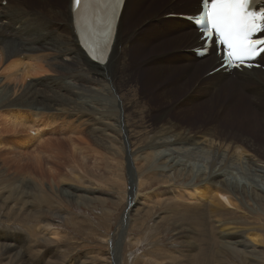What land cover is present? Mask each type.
<instances>
[{
  "label": "bare ground",
  "instance_id": "bare-ground-1",
  "mask_svg": "<svg viewBox=\"0 0 264 264\" xmlns=\"http://www.w3.org/2000/svg\"><path fill=\"white\" fill-rule=\"evenodd\" d=\"M4 1L7 2L5 6L3 3ZM32 1L37 3L40 10L32 11L28 9L27 4L29 3L27 0H22V6L18 9L11 7L9 0H0L2 3L0 4V107L6 106L7 104L10 105L12 104L11 102L18 100L20 102L23 101V103L25 102L26 106L32 109L29 114L31 115V119H29V115L25 117L17 116V118L9 117L12 118L11 123L14 124V126L15 123L21 126L27 124L30 127L31 124L37 121L38 117L43 115L44 112L49 111L53 119L60 121L61 130L65 132L62 133L63 135L68 133L70 134L68 137L71 141L79 139L80 143H86V148L81 151L85 161L84 167L86 169L79 170L73 165L67 167L72 177L76 179L75 182L78 180L86 184L88 182L86 178L89 176V172H91L89 168L96 171L101 170L102 162L105 158L101 149L104 150V153L106 151V153H111L110 155L114 157H118L119 150L122 151L123 149L130 162L138 164V161H141L146 164V173H148L146 178H144V175L140 174L136 167L133 171L128 167V173L132 174L130 178L128 176V179H126L127 177L125 175V179L130 183L128 190V207L122 217V230L120 236L116 239L115 237L112 238L110 242L112 250L107 254H115L120 248L119 244L125 241V229L130 223V216L133 213L145 209L153 211L154 206L162 202H165V204L169 202L167 211H173L172 213H175V221L187 223V225H191V227L208 225L216 229L220 234L219 236L217 235L216 239L218 238L217 240L220 241L219 245L222 247L221 250H232L248 264H264V234H261L260 231L263 229L262 231L264 232V222L261 220L262 217H259L262 215L264 218V181L260 179H264V151H259L246 139H239L234 136H222L219 134L220 132L218 133V129L216 128H207L203 130L198 126L196 128L183 126L175 122L170 115H168L173 114L179 119L196 117L206 119L212 117L216 118L218 111L216 110L217 112H214L213 103L216 104L217 101L222 100L223 97L224 100H231V104L222 116L218 117V114L217 117H222L221 120L228 124V126H239V128L244 127L246 129H251L254 131L253 134H255L256 137L260 136L261 140H264V136H261L262 133H264V111L262 110V107L264 108V67L260 69L254 68L252 70L245 69L243 71L235 70L228 72L224 68L217 70L222 65V61L221 57L216 54L215 47L211 49L209 54L201 58L196 55L195 48H203L204 46V41L201 40L202 34L198 32V29L192 22L183 19V16L197 15L201 11L202 0H199L198 10L177 13L176 11H169L163 14H160V10L165 5L157 6L155 3L158 2L159 5H161L162 0H139L138 2L134 0L135 8L139 12H137L139 14L138 16L135 13L136 17L140 18L145 14L148 16V19H144L141 26L137 28V32L142 33L138 36V39H145V42L144 44L140 43L142 44L141 46L135 44V48H138L136 51H140L141 49L145 51V49L149 47L152 52L151 59L154 60L156 59L154 57L158 54L156 53L157 50L163 49L169 45L168 43H177V45L170 48L168 52L160 53L163 57L161 56L152 63H148L147 69L150 73V80L154 79L153 77L161 75L162 70H166L164 67L171 63L174 64L176 69L193 74L189 79V83L192 82L191 93L187 92V94L183 96L184 92L182 94L183 97H178V99L171 98L170 84L163 89L156 87V91L152 93V98L163 101L166 99V101L171 103L168 109L164 111L165 113L163 112L161 117L156 118L157 120L153 124L149 123L150 125H148V128L144 127L139 129L140 125H135V123L141 119V111L143 110H141L140 107L138 115L127 111V108L132 106V101L134 102V99L129 94L132 92L137 94L135 91L137 92L138 90L131 84L122 87L120 81L121 78L124 80V77L118 79L114 75V67L124 68L128 64L125 52L131 47V44L128 41L129 39L125 40L126 38L123 37L121 28L123 17L127 10L126 5L130 3V0H126L120 16L119 10H116V18L112 22L113 35L111 40L108 41L109 49L104 54L103 59L106 61L104 63L100 62L99 58H92L93 55H96L92 49L97 47V45L102 46L104 37L100 33L96 35L91 34L90 30L84 26L82 19L84 15L83 8L81 9V20L78 26L77 17L72 7V0H61L65 3V8L55 3V0ZM182 1L183 0H168V4L166 5L170 9H182L184 7L179 6ZM257 2H262L259 8L264 6V0H257ZM150 8L157 9L151 10ZM150 13L151 15H149ZM52 20L57 21L56 25H62L63 30L59 31L57 34H53V31L49 27H43L42 23L53 24ZM154 22H158L165 26L167 28L166 35H173L170 37L172 39L168 38L162 44L158 42L154 43V39H162H159L162 29L155 26ZM176 24L182 25V28L176 26ZM162 36H164L163 33ZM186 38L187 41L183 43ZM146 40H149V42H146ZM152 44L154 45L153 47H151ZM167 53H170V55ZM263 57L264 53L261 54L260 59ZM55 63H57V67H54ZM204 67L205 69L207 68V71L210 69L206 78H203V76L207 71L201 72ZM200 72L201 74H199ZM29 75L32 76V79H36L40 75L45 76V78L52 76L53 80L51 82L46 81V84H50V91L49 89L42 90L40 86L43 84V81L33 82L31 80L32 82L23 83V81L29 80L26 78ZM195 75L198 76L195 78ZM235 76L239 77V82L242 83L243 86L245 84L250 86V84L258 81L259 88L253 95L254 99L258 102L257 108L251 109L249 104L252 101H250L245 94L235 93L234 89H232L234 85L237 84V82L233 81ZM159 78H161V76ZM197 82L201 84L193 90L192 88ZM215 82H217L215 87L219 89V92H217L215 96H205L215 87H205L203 84ZM154 83L149 86H152ZM159 83L156 84L161 86ZM53 85L56 88L52 89L51 86ZM19 88L20 91L18 92L20 93L18 94L15 89ZM46 88H48V86H46ZM181 90L183 92V88ZM151 91H153L152 88ZM37 94H40V96L38 97ZM187 96H189L190 99H194L192 102L194 106L189 109H181L180 107L186 103L184 99ZM172 100H174V102H172ZM158 109L159 108H157V110ZM236 111L241 112L236 114ZM242 113L248 117L253 116V118L247 119ZM227 116H235L236 119L231 117L227 118ZM38 132H40V130H38ZM38 132L33 131L32 134H38ZM59 133H61V131ZM86 134L90 138L85 141L81 137ZM31 139H33V137ZM33 140H35V138ZM48 141H46V143H49ZM15 142L16 141L8 142V146L5 144L6 149H4L3 147H5V145L0 139V155L5 153H16L17 149L20 148V144H16L13 147ZM24 143L27 144L30 143V141L26 139ZM58 143L61 142L58 141ZM21 147L23 148V146ZM58 158L60 159L61 157ZM105 160L108 159L105 158ZM116 160H111V162L114 163ZM117 165L115 167L119 168ZM232 170L240 173L241 178L234 176L229 177V174L233 173ZM114 173L117 174L115 171ZM72 177H68L69 180H62L60 184L55 182L46 184L40 179H35L25 174L6 176V170L3 164L0 163V222L11 223L13 220L18 219H16V217H19V219L21 217L23 219L28 218L31 222L32 220H38L42 222V227H39L36 232L32 231L34 236L32 240L35 241L37 237L45 243L47 242L48 244L55 245L59 238H61L62 231L55 227L57 224L54 225L53 218L47 215L51 214V216L67 219L71 213H69L64 203L68 204V202H75L81 205H90L92 201H98L102 196L99 194L100 192L91 190L94 188L91 187L92 185L79 186L78 184H74V182H70L74 180ZM179 177L184 180L188 179V182L186 183L182 180L186 184L176 191L179 193L178 197L173 194L174 196L171 200L170 197L164 198L165 194L163 193L156 196L151 194V192L148 194H142L140 192L145 185L154 181V179L159 181L162 184L161 186L170 185L171 187ZM110 178H112V176ZM115 180L117 183V181L119 182L121 179L115 177ZM121 181L120 184L122 183ZM101 183L105 185L104 181L100 182V186L97 185L96 187L99 189L103 187ZM110 185L111 187L113 186V184ZM106 186H109V184H106ZM203 188L205 189L204 191ZM128 196H126V198ZM174 197L177 198L174 199ZM224 201L230 204L231 207L236 206L235 208L244 210V215L248 214L249 216L243 217L241 215L240 218L234 220L223 218L224 216H228L225 210H223L227 209L223 203ZM252 204L260 207L261 212L257 213L258 211L256 212L251 207ZM99 206L96 205V207ZM87 208L89 207L87 206ZM111 210L114 211L113 209ZM227 210L228 212H233L229 209ZM222 211H224V216L221 213ZM236 211L233 212L234 215ZM2 213L4 214L2 215ZM112 213L111 215H113ZM166 213L169 214L170 212ZM67 220H69V218ZM168 220L171 221L172 218ZM170 223L172 226V222ZM174 226H177V224ZM86 228L88 229V226ZM182 228L180 230H182ZM214 229H212L213 233ZM241 232H243V234ZM42 241L40 242L42 243ZM31 242L32 241H30V243ZM203 242L205 243V241ZM4 243L6 244L7 242ZM7 246H9L7 247L8 249L2 254L4 258H7V262H9L12 255L21 253L19 256L22 257L26 254L24 251L26 247L22 249L24 246L21 243H9ZM2 247L1 245L0 250H2ZM31 249L30 247L28 248V250ZM38 251L40 250L38 249ZM200 252L199 255L201 257L202 252ZM196 257H198V255H196ZM110 258L112 259L111 263L106 261V263L104 262L102 264H118L115 255ZM226 258L228 259L229 257ZM24 259L27 260L26 257ZM222 259L223 258L220 260L222 261ZM195 260L197 259L195 258ZM48 262L46 261V264H48ZM30 263L33 264L31 259ZM49 264H51V262H49Z\"/></svg>",
  "mask_w": 264,
  "mask_h": 264
},
{
  "label": "rangeland",
  "instance_id": "rangeland-1",
  "mask_svg": "<svg viewBox=\"0 0 264 264\" xmlns=\"http://www.w3.org/2000/svg\"><path fill=\"white\" fill-rule=\"evenodd\" d=\"M9 1H10V6L17 8V9L19 7H21L22 6L21 3H23L22 0H9ZM27 1L29 3V4H27L28 9H30L32 11L40 10L39 9L40 7H38L36 2H34L32 0H27ZM138 1L139 0H137V2ZM167 1L168 0H162L161 5H159L158 2H155L157 6L165 5L160 10L161 11L160 14H163V13L169 12V11H171V12L176 11V13H177V12H192L194 10H198L199 0H183L179 5L181 7H184L182 9L181 8L170 9L166 5V4H168ZM3 3L5 6L7 2L4 1ZM55 3H57L58 5H62V8L66 7L65 3H63L61 0H55ZM0 4H2V3L0 2ZM126 8H127V10L125 11V14L123 17L121 32H122L123 37L126 38L125 40L129 39L128 41L131 44V47H129V49L125 52V55H126L127 60H128L127 61L128 64L124 68H119L117 66L114 67V75L118 79L120 77H124V80L121 78V81H120V85L122 87L131 84L137 88L138 91L137 92L135 91V93H137V94H134L133 92L131 94H129L134 99V102L132 101L133 104H132V106L127 108V111L133 112V113L138 115L139 109L141 107V110H143V111H141L142 117H141V119H139L137 121V123H135V125L139 124L140 125L139 129L144 128V127L148 128V125H150L149 123L153 124L157 120L156 118L161 117L163 112L166 109H168V106L171 103L169 101H166V99H164V101H163V100L152 98V95H153L152 93H154L156 91V87L163 89L170 84V88H171L170 89V96H171V98L178 99V97L180 98L184 92L185 93L183 96H185L187 94V92L191 91L192 82L189 83V79H190L191 75H193V74L185 72V71H180L174 67V64L171 63L168 66L164 67V68H166V70H162L161 75H159L158 77H153L154 79L150 80V73L147 69L148 63H152L154 60L161 57L162 55H160V53L168 52L170 50V48L175 47L177 45V43H168L169 45H167L163 49L157 50L156 53H158V54H157V56L154 57V58H156L154 60L151 59V53L152 52H151V49L149 47H147L145 49L146 52L144 51V49H141L140 51H136V50H138V48H135V46L136 45L141 46L145 42V39H143V40H142V38L138 39V36L141 35L142 33L137 32V28L139 26H141L144 19H148V16H147V14H145L144 16H142L140 18L136 17V14L138 16L139 12L135 8L134 0H130V3H127V5H126ZM155 9H157V8H153L151 10H155ZM149 15H151V13ZM52 22H53V24L42 23L43 27H49L53 31V34H55V33L57 34L59 31L63 30L62 25H56L57 21L52 20ZM134 23H135V25H134ZM154 24H155V26L162 29V33L164 35V36H162V33H161L159 39H161V38L162 39L161 40H155L154 39L153 40L154 43L158 42V43L162 44L168 38L173 36L171 34L166 35L167 28L165 26L159 24L158 22H154ZM176 26L182 28V25L176 24ZM134 28H135V30H134ZM131 31H133V32H131ZM125 34L127 35V37ZM170 39H172V38H170ZM186 41H187V38L183 41V43H185ZM146 42H149V40L148 41L146 40ZM140 43H142V44H140ZM171 44H173V45H171ZM153 46L154 45L152 44L151 47H153ZM167 54L170 55V53H167ZM128 55L130 56V58ZM149 55H150V57H149ZM142 62H143V65H142ZM259 62H261V64L264 67V57L262 59H260ZM54 67H57V63H55ZM204 69H205V67L201 70L202 73L204 71H207V68L205 70ZM209 71H210V69L206 72V74L203 76V78H206L208 76L207 74ZM201 72L199 74H201ZM24 75H26V74H24ZM198 75H195V78ZM160 76H161V78H159ZM48 77L45 78V76L40 75L36 79H34V78L32 79V76L29 75L26 78H28L30 81L29 80L23 81V83L32 82V81L33 82L43 81V84L40 87L42 88V90H48L50 88L49 87L50 84H46V81L51 82L53 80L52 76H48ZM233 81L237 82V84L234 85V87L232 88V89H234L235 93L245 94L249 98V100L252 101L249 104L250 105L249 107H251V109L257 108L258 102H257V100L254 99L253 95H254V92H256L259 88L258 81L254 82L253 84H250V86H248L246 84L243 86L242 83L239 82V77H237V76L234 77ZM154 82H156L157 84L159 83V85H161V86H158ZM165 82H167L168 84ZM217 82L208 83V84L205 83L203 85L205 87L208 86V87L214 88L215 84H217ZM152 83H154V84L152 86H149ZM200 84L201 83H199V82L195 83L192 89L195 90V87H198ZM43 86H45V87H43ZM46 86H48V88H46ZM205 87H203V88H205ZM51 88L54 89L56 87H54V85H53V86H51ZM151 88L153 91H151ZM182 88H183V92L181 90ZM15 90L18 92V91H20V88L15 89ZM49 91H50V89H49ZM217 92H219V89L215 87L211 92H208L205 96H208V97L215 96V94ZM19 93L20 92H18V94ZM37 95H38V97L40 96V94H37ZM133 95H135V96H133ZM184 100H186V103L180 107L181 109H187V108L189 109V108H192L194 106L192 104L194 99H190L189 96H187ZM172 102H174V100H172ZM11 103H12V104H10L11 106L9 104H7L6 106L4 105V106L0 107V108H2V109H0V112H1V114H0V139H1V141H3L4 145L5 144L7 145L8 142L16 141L15 144H13V147L16 144L17 145L20 144L19 145L20 148L17 149V151L15 150L16 153H5L3 155H0V163L3 164L4 169L6 170V176H18V175H24L25 174V175L32 176L35 179H40L46 184H50L52 182L60 184V182L62 180H69L68 177L69 178L72 177V174L69 172V170L67 168L69 165H73L75 168H77L79 170L86 169L84 167L85 161H84L82 154H81V151L86 148V145H87L86 143H82V142L80 143L79 139L71 141L70 138L68 137V136H70V134H68V133H66L67 135L66 134L63 135L62 133H65V132L61 130L62 127L60 125V121H58L57 119L56 120L53 119L52 115L49 111L44 112L43 115L38 117L37 121H35L34 124H31L30 127L27 124H24L21 126V125H16V123L14 126V124L11 123L12 118H9V117H13V118H17V116L18 117H25V116L30 114L32 109L30 107H27L25 102L23 103V101L20 102L18 100H15L14 102H11ZM230 104H231V100H224V98L222 97V100L217 101L216 104L213 103V105L215 106V108L213 106L214 112L218 111L217 113L219 115L218 114L217 115H218V117H220L224 114V112L227 110V108L230 107ZM261 107H260V109H261ZM157 108H159V109L157 110ZM262 110L264 111L263 107H262ZM240 112L241 111H236V114H239ZM168 115H170V117L175 122H177L178 124H181L183 126H188V127H193V128H196L198 126L203 130L207 129V128L208 129L216 128V129H218V133L220 132L219 134L222 136H227V137H233L234 136V137L239 138V139H246L249 143L254 145L259 151H262V152L264 151V140H261L260 136L256 137V135L253 134L254 131H252L251 129H246L244 127H240L241 128L240 129L239 126H237V127L231 126V125L228 126V124H226L223 120H221L222 117L218 118L217 115H216V118L212 117L210 119H206V118L196 117V118H189L190 120L189 119H179L178 117H176L173 114H168ZM165 116L168 117L167 115H165ZM30 117H31V115H29V119H31ZM229 117L236 119L235 116H227V118H229ZM244 117L247 119L253 118V116L248 117L246 115H244ZM258 117H259V114H258ZM5 120H6V122H5ZM200 124H202V125H200ZM242 128H243V130H242ZM38 130H40V132H38ZM59 130L61 131V133H59L60 132ZM248 130H249V132H248ZM32 131H37L38 134H32L31 133ZM56 133L57 134L59 133L58 135L61 134L63 136H61V135L58 136ZM86 135H84L85 137L84 136L81 137L85 141L90 138L88 135L87 136ZM17 136H20V137H17ZM261 136H264V133H262ZM32 137H33V139L35 138V140L31 139ZM26 139L29 140L30 143L25 144L24 142L26 141ZM48 140H50V141H48ZM17 141H20V142H17ZM46 141H48L49 143H46ZM58 141H60L61 143H58ZM6 145H5V147H3L4 149H6ZM21 146H23V148ZM39 149H40V151H39ZM102 151H103L102 154H104V157L106 159L110 160V158L112 156V155H110L111 153L108 154V153H106V151L104 153V150L101 149V152ZM119 151L120 152L118 154V157L115 156L117 158H115L114 156H112V158L114 157L113 159L111 158V160H114V161L116 159L119 160V161L116 160L118 165L116 162L113 161L115 163V165H114V163H112L111 160L108 161V160H105V158H104V160H103L104 163L102 162V166H101L100 171H98V170L96 171L94 169L91 170V168H89V171H91V172H89L90 177L88 176L86 178V179H88V182L86 184L82 183L78 180H77V182H79V183H77V182H75L76 179L74 177H72V178H74V180H71L70 182H74V184H78L79 186H81V185H88V186L92 185L91 187H94V188L91 190L100 192L99 194L102 196H101V199H99L100 201L99 200L98 201H92V203H90V205L89 204L81 205L79 203H75L72 201H71L72 203H70V202H68V204L64 203L66 208H68L67 210L69 211V213H71L72 215L74 214L73 216L70 214V216L67 217V219L69 218L70 221L65 219V218H62V217L51 216V214L47 215L50 218H53L54 225L57 224L55 227L63 232V233L61 232V238H59L58 242L55 245L53 244L55 247L52 244H48L47 242L46 243L43 242L41 239H38L37 237L35 238V241L32 240L34 238L32 233L36 232V230H38L39 227L40 228L42 227V224H41L42 222H40L38 220L37 221L32 220V222H31V220H29L28 218L23 219L21 217L19 219V217H16V219L18 218L19 220L18 219L13 220L11 223H8V222L1 223L0 222V244L2 243L1 245L3 246L2 250H0V264H5V263H7V264H31L30 259H31V262L33 264H46V261L51 262V264H83V263H85V264H88V263L102 264L104 262L106 263V261L111 263L112 259L110 257L114 256V255H115V258L117 259L118 264H216L217 262H218L217 264H219V263L220 264H222V263L223 264H244V263H246L242 258L238 257V255H236L232 250H230V249H227V250L222 249L221 250L222 247L219 245L220 241L217 240L218 238L216 239L217 235L219 236L220 234L218 233V231L216 229H214L208 225H205L202 227H201V225H199V226H192L194 228V230H193L191 225L189 226V225H187V223H183V222H180L181 223L180 224L178 221H175V216H176L175 213H172L173 211L172 212L167 211V209L169 208V206H168L169 202L166 203L167 205L165 204V202H162L161 204L154 206L153 211L152 210L149 211L148 209H145V210H141L139 212H136L137 214L133 213L130 216V223L128 224V226L125 229L126 230L125 231V241L122 242L121 244H119L120 248L115 254L114 253L107 254L112 250V246L110 244L112 238L115 237V239H116L120 236V232L122 230V217L124 215L126 208L128 207V201H129L128 190H129V184L130 183L126 179H128V176L130 178L132 175V174L128 173V167L131 169V171H133L136 167L137 170L140 172V174L144 175V178H146V176L148 174V173H146L147 168L145 166L146 165L145 163L138 161L139 162L138 164H136V163L134 164V163L130 162L129 158L126 155V152L123 149H122V151L121 150H119ZM58 157H61V158L59 159ZM107 161H108V163H107ZM116 165L119 166V168L115 167ZM116 168H118V169H116ZM114 171L117 172V174L114 173ZM232 172L233 173L229 174V177L234 176L237 178H241L240 173H237V171H235V170H232ZM120 174L122 175V177ZM123 174H124V176H123ZM236 174H240V175H236ZM125 175L127 177L126 179H125ZM111 176H112V178H110ZM115 177L120 178L124 182L119 180V182L117 181V183H116V180H118V179L115 180ZM260 179L262 181H264V179H262V178H260ZM111 180H113V181H111ZM125 180H126V182H125ZM182 180L185 181L186 183L188 182V179L184 180L181 177H179L175 180L176 181L175 184L170 187V185L161 186L162 184L159 181L154 179V181L149 182L147 185H145L141 189L140 192L142 194H145V193L148 194L151 192V194L156 195V196L163 193L166 195V196L164 195V198L170 197V200H171L172 197L174 196L173 194L177 195V197H178L179 193H177L176 191L179 190V188L181 186L186 184ZM99 181L100 182L105 181V185H103L104 183L103 184L101 183V185L103 187H100V189L96 187L97 185H99V183H100ZM120 181L123 184L122 183L120 184ZM127 181H128V183H127ZM179 181H180V184H179ZM97 182H98V184H97ZM112 182H114V183H112ZM106 184L107 185L109 184L110 187L106 186ZM110 184H113V186L111 187ZM113 187H115V188H113ZM85 188H87V187H85ZM123 188L127 191H125ZM172 188H174V189H172ZM89 190H90V187H89ZM116 190H119V191H116ZM204 190L205 189L203 188V191ZM126 196H128V197L126 198ZM122 197H125V198H122ZM177 197H174V199H176ZM106 200H107V202H106ZM93 203H95V204H93ZM223 203L227 209H229L233 212L237 210L236 214L234 215L233 212H228L227 209H223V210H225V213H227L226 215L229 216V218H228V216L227 217L224 216V211H222L221 213L224 216L223 218L234 220L236 218H240L241 215L243 217L249 216L248 214L244 215V210L240 209L241 210L240 211L239 208H235L236 206H233V205H232L233 207H231L230 204H227L225 201ZM69 204H70V206H69ZM96 205L97 206L100 205V206L96 207ZM252 205H251V207L256 212L258 211L257 213L261 212L260 207H258L257 205H254V204H252ZM87 206L89 208H87ZM111 209H113L115 212L112 211ZM110 212L111 213L113 212L112 213L113 215H111ZM166 212H170V213L168 214ZM3 214L4 213H2V215ZM101 214H103V215H101ZM229 214H231V215H229ZM171 215L174 217V219ZM167 216H170V217H167ZM259 217L260 218L262 217L261 220H262V222H264L263 216L261 215ZM171 218L173 221L168 220ZM253 218H254V216H253ZM59 219L62 221H60ZM164 219L165 220L167 219V220L165 221ZM254 220H255V218H254ZM86 222H87V224H86ZM89 222H90V224H89ZM170 222H172V226L170 225L171 224ZM158 223H160V224H158ZM182 223H183V225H182ZM176 224H177V226H174ZM168 225H169V227H168ZM238 225H240V224H238ZM59 226L60 227L62 226V227L60 228ZM87 226H88V229L86 228ZM162 226H164L165 229ZM173 226L175 228L176 227L177 228L175 229ZM166 227H167V229H166ZM203 227L206 229H204ZM181 228H182V230H180ZM189 228H191V229H189ZM212 229H214V233L212 232L213 231ZM188 230H190V231H188ZM262 230L263 229L260 230L261 234H264V232ZM179 231H182V232H179ZM216 232H217V234H216ZM238 233H240V232H238ZM241 233L243 234V232H241ZM192 237H194V238H192ZM26 238H27V240H26ZM107 238H108V240H107ZM131 240L133 243L131 242ZM209 240H210V242H209ZM3 241L7 242V243L5 244ZM30 241H32V242L30 243ZM40 241H42V243ZM203 241H205V243ZM206 241H207V243H206ZM217 241H219V242H217ZM9 243H21V244H23L24 247L22 249H24L26 247L24 249L26 254H24L21 257V256H19V255H21V253L20 254L17 253L18 255L15 253L17 256L12 255L9 259V262H7V260H6L7 258H4L2 256V254H3V252H6V250L8 249L7 247H9V246H7V244H9ZM30 244H31V246H30ZM217 244H218V246H217ZM29 247H30V249L31 248L32 249L28 250ZM37 248L41 252L38 251ZM225 251H227V252H225ZM199 252L201 253V257L199 255ZM39 253H41V254H39ZM68 253H69V255H68ZM196 253H198V254H196ZM196 255H198V257H196ZM230 256H231V258H230ZM25 257L27 258V260L24 259ZM219 257H220V259L223 258L222 261L219 259ZM226 257H229L230 259L229 258L227 259ZM51 258L54 260H52ZM195 258L197 260H195ZM201 258H204V259H201ZM203 260H204V262H203ZM225 260H226V262H225ZM229 261H231V262H229ZM49 262H48V264H49ZM246 264H248V263H246Z\"/></svg>",
  "mask_w": 264,
  "mask_h": 264
},
{
  "label": "snow or ice",
  "instance_id": "snow-or-ice-1",
  "mask_svg": "<svg viewBox=\"0 0 264 264\" xmlns=\"http://www.w3.org/2000/svg\"><path fill=\"white\" fill-rule=\"evenodd\" d=\"M124 0H72L73 10L77 17V25L81 20V9L84 10L82 17L84 26L91 34L100 33L104 42L97 45L92 51L96 53L93 59L106 62L103 57L109 49L108 41L111 40L112 22L116 18V10ZM254 0H203L205 12L199 18L198 23L208 27L202 28L204 45L209 41L218 42L225 47L226 51L221 56L228 59L230 64L239 67L247 59L257 55L260 45H264V39H252V34L264 29V9L254 11Z\"/></svg>",
  "mask_w": 264,
  "mask_h": 264
}]
</instances>
